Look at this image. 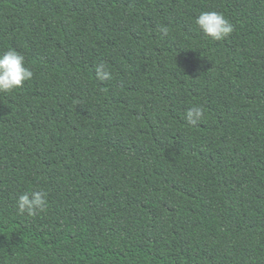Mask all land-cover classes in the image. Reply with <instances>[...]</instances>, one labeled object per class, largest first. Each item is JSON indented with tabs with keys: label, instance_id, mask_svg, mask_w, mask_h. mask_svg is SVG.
<instances>
[{
	"label": "trees",
	"instance_id": "1",
	"mask_svg": "<svg viewBox=\"0 0 264 264\" xmlns=\"http://www.w3.org/2000/svg\"><path fill=\"white\" fill-rule=\"evenodd\" d=\"M9 48L0 264H264V0H0Z\"/></svg>",
	"mask_w": 264,
	"mask_h": 264
},
{
	"label": "clouds",
	"instance_id": "2",
	"mask_svg": "<svg viewBox=\"0 0 264 264\" xmlns=\"http://www.w3.org/2000/svg\"><path fill=\"white\" fill-rule=\"evenodd\" d=\"M196 25L213 41H220L228 37L233 31L230 21L218 11H203L195 19ZM33 70L26 65L25 57L19 51L9 48L0 52V91L10 92L23 86L26 81L32 79ZM202 116V110L193 106L187 118L195 123ZM46 207V193L34 191L22 193L17 197V208L21 213H35Z\"/></svg>",
	"mask_w": 264,
	"mask_h": 264
}]
</instances>
